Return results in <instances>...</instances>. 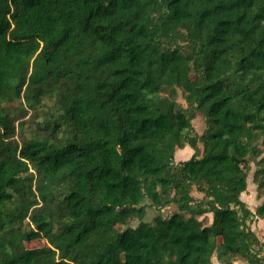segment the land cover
I'll return each instance as SVG.
<instances>
[{
	"label": "trees",
	"instance_id": "trees-1",
	"mask_svg": "<svg viewBox=\"0 0 264 264\" xmlns=\"http://www.w3.org/2000/svg\"><path fill=\"white\" fill-rule=\"evenodd\" d=\"M260 143L264 0H0V264H264Z\"/></svg>",
	"mask_w": 264,
	"mask_h": 264
},
{
	"label": "rangeland",
	"instance_id": "rangeland-1",
	"mask_svg": "<svg viewBox=\"0 0 264 264\" xmlns=\"http://www.w3.org/2000/svg\"><path fill=\"white\" fill-rule=\"evenodd\" d=\"M178 101L182 106H186V101L183 98L182 94L180 93L179 97H178ZM45 109H48L47 107ZM25 118L28 121H34V120H42V117L40 116L39 112H32L29 111L28 113L25 114ZM193 125L195 130L200 134L202 133L205 128H206V122H205V117L201 114V113H197L195 118L193 119ZM261 146H263V143H260ZM191 149L189 147H187L184 150H180L177 154H176V159L180 160V159H187L189 158L190 154H191ZM176 160V161H177ZM257 159L252 158L251 159V163H250V169H249V173H248V178H247V182H248V186L245 192L242 193L241 197L242 200L245 201L246 205L251 208L253 211L256 209V207L262 202L263 197L260 195L258 188H257V183L255 181V171L257 168ZM159 185L157 184L155 187L157 188ZM193 194L195 196H202L201 193L197 192V191H193ZM175 210V206H171L169 208H166V210L164 211V214L173 212ZM155 214H157V212L153 209H149L148 211V216L146 217V219L148 220H152L155 216ZM212 215H206V217H204V222L208 223L209 220H211ZM138 220L135 219L134 221L131 222V226H136L138 224ZM250 226L252 228V230L257 234L260 242L262 245H264V220L263 219H255L253 222L250 223ZM123 228V227H121ZM213 264H221L220 262L217 261L216 258H214ZM234 264H248L245 260L243 259H237Z\"/></svg>",
	"mask_w": 264,
	"mask_h": 264
},
{
	"label": "crops",
	"instance_id": "crops-1",
	"mask_svg": "<svg viewBox=\"0 0 264 264\" xmlns=\"http://www.w3.org/2000/svg\"><path fill=\"white\" fill-rule=\"evenodd\" d=\"M186 149V148H185Z\"/></svg>",
	"mask_w": 264,
	"mask_h": 264
}]
</instances>
